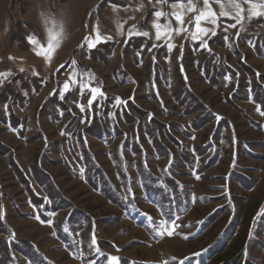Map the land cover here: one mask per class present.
I'll return each instance as SVG.
<instances>
[{
	"label": "rangeland",
	"instance_id": "rangeland-1",
	"mask_svg": "<svg viewBox=\"0 0 264 264\" xmlns=\"http://www.w3.org/2000/svg\"><path fill=\"white\" fill-rule=\"evenodd\" d=\"M102 1L0 0V144L17 150V160L28 173L35 157L47 153L52 161L44 159L43 167L50 174L57 191L75 209L72 220L77 218V214H83L86 217L83 223L87 224L80 236L72 234L67 226H62V231H58L62 224L58 221L65 222L70 213L68 210L57 215L50 212V221L44 223L11 173L6 157L0 154V191L3 193L0 217L9 227L8 230L6 225L5 232L9 238L22 240L26 246L31 243L49 264H84L82 247L95 255L97 263H103L107 256L109 264H200L204 252H212L211 245L218 237L221 224L215 222L208 228H198V234H193L195 231L192 227L200 225L213 208L232 200L230 202L235 205L232 207H241V213L247 218H251L252 213L261 215L264 211V133L248 125L243 115L228 104L226 95L233 87L232 78L226 77L221 89L211 83L216 75L213 70L215 61L211 64V55L218 56L216 59L222 58V67L227 64L239 70L243 63L253 72L264 74V15H251L254 10L264 12V8H254L262 0H221L219 3L210 0L209 7L215 12L217 22L213 24L202 20L200 27L206 29V33L198 32L195 27L196 12L171 7L177 0H168L167 4L158 3L157 0H107L104 5ZM184 3L187 4V0ZM192 3L197 10L204 9L203 0H192ZM155 11L169 14L173 11L183 12L184 23L178 24L171 15L158 19L153 14ZM221 13H227V16ZM154 23L166 26L159 29V39L156 38L158 29L153 27ZM53 24L62 26L64 35L51 61L46 62L42 56L34 54V46L27 37H38L46 47V30ZM232 24L235 27H231ZM97 25L101 37L98 42L94 31ZM177 28L182 30L179 33L171 31ZM144 32L149 35H143ZM85 37H90L94 46L89 47ZM211 41L212 45L209 44ZM106 42L115 44L110 53L100 55L107 62L93 61L89 50ZM148 43H152V49L141 57L140 52ZM155 55L158 58L155 59ZM152 58L166 68L165 71H160V66L153 68V72L148 71V64L152 63L148 61ZM61 65L65 66L60 71ZM178 68L185 81L182 94V87L175 84L179 82L175 78ZM216 80L221 83L223 77ZM66 82L69 88L76 84L80 86V101L76 99L77 103L65 99L74 98L70 95L65 97L68 92V89H64ZM245 83L250 84L248 78ZM38 84L41 88L36 91ZM82 85L85 87L82 88ZM90 88L99 89L95 99L99 94H103V98L110 96L105 106L100 102L93 110L89 104L93 98ZM53 90L58 93L59 101H64L67 111L71 109L73 115L80 116L86 123L94 115L107 122L111 136H114V144L108 143L110 139L107 137L103 140L92 136L86 139L90 151L109 170L125 199L123 183L117 172L118 165L112 156L114 146L123 140L115 134L116 128L131 132V126L123 116L124 106L135 118L146 115L142 120L153 117L160 122L178 124L179 128L174 125L172 133H176L178 140L188 147L189 155H193L194 146L204 143L211 136L216 121L202 124L199 130L195 128L198 113L188 115L184 112L193 103L192 99H187V94H190L205 109L235 126L232 146L228 145L230 142L219 140L220 158L204 176L197 173V169H200L198 160L192 171H188L185 162L178 156L175 158L173 177L187 185L193 198L198 196L201 200V203H193L191 208L186 209L185 214H174L172 219H168L160 205L154 203L152 195L140 202L139 208L132 205L121 211L89 186L86 177L88 168L75 158V154H83L79 139L71 138L70 132L63 139L61 126L65 117L56 106L58 101H50L49 106L57 110V116L62 117L50 119L44 116L45 113L39 114ZM177 92L183 106L176 108L174 94ZM250 104H244L243 110ZM104 108H107L106 112ZM173 109L179 112L178 115L172 114L167 119L166 115ZM251 114L264 122V114L259 109ZM11 116L17 122L27 118L24 121V137L18 136L17 131L10 128ZM165 142L169 143L167 139ZM141 145L155 152L150 140H144ZM253 155H260L261 158ZM127 156L131 161L135 160L133 152H128ZM166 163L167 159L154 157L151 169L161 176ZM231 170L239 174L245 172L248 187L253 179L257 183L248 190L237 187L236 184L241 181L236 182L235 177L232 179L229 176ZM130 172L139 183L136 169L131 167ZM229 177L234 182L229 186L232 192L225 186ZM33 185L38 195H45L44 188L36 183ZM134 190L141 192V184L135 186ZM202 197L220 200L211 203ZM117 215L120 219H117ZM53 224L57 227H53ZM66 235L68 242L65 241ZM72 240H80L82 247L78 246L76 251H72L68 248ZM233 248L228 246L213 260L226 258L234 251ZM113 257L118 260L113 261ZM16 263L30 264L20 256ZM206 264H211V258Z\"/></svg>",
	"mask_w": 264,
	"mask_h": 264
},
{
	"label": "trees",
	"instance_id": "trees-1",
	"mask_svg": "<svg viewBox=\"0 0 264 264\" xmlns=\"http://www.w3.org/2000/svg\"><path fill=\"white\" fill-rule=\"evenodd\" d=\"M106 1L107 0H103L101 4L104 5ZM212 42L213 41H211L209 44ZM114 46V43H101L94 49L90 50L88 54L91 53L90 57L93 61L98 60L106 63L107 60L103 59L100 55L102 53H110ZM150 48L152 49V43L146 44L145 48L140 52L141 57L146 56V52H148ZM217 57L218 56L211 55V64L213 61H215L213 70L216 73L215 77L211 79V83L215 87L221 89V84L225 83V78H232L233 87L229 94L226 95L228 104L231 106V108L243 115V118L246 120L248 125L264 133V122L257 120L256 115L251 114L256 109H259L260 112L264 114V74L253 72L251 68L243 63L240 64L239 70H235L229 67L227 64L222 67L220 65L222 58L220 57V59H216ZM156 58H158V55L155 57V59ZM155 59L152 58L148 61L152 62L151 65L148 64V71L150 72H153V68L157 69V67L160 66V63H157ZM63 68H61L60 71ZM165 69L164 67H159L160 71H165ZM177 70L178 71L176 72L175 78L179 79V82H176L175 84L179 87H182L183 89L185 81L181 72L179 71V68ZM221 76L223 77V81L219 83L216 79ZM247 78L249 79V85L245 83ZM36 87V91L41 88L39 84ZM79 89L80 86L78 84L72 86V88H69L67 90L68 92L65 94V97L70 95L74 96V98L67 97L65 99L74 103H77V100L80 101ZM183 91L184 89L181 90L180 94H182ZM174 96L176 98L175 100L177 101L175 104V106L177 105L176 108L183 106V103L179 102L178 97H180V95L178 92L175 93ZM187 96V99H192L193 103L190 104L192 107L187 106L184 112H186L188 115L198 113L195 126L196 129L199 130L202 124L216 121L215 128L211 136L207 137L204 143L194 146L192 149L194 153L193 155H189L188 147L184 146V143L178 140L175 132L172 133V131L175 129V124L172 121L169 123L160 122L153 117H150L147 120H142L146 115H141V118H135L132 113H129L127 107H123V116L125 118V122L130 124L131 132L128 133L122 128H116L117 131H115V134L118 138H123V140L121 143H117L114 146L112 156L113 160L118 165L117 172L120 179L122 180L121 182L123 183V191L126 194V199L124 198L123 193H120L117 184L113 182L109 170L105 169V167L98 162L95 154L90 151L89 143L86 139L90 136L97 138L98 140H103L105 137H107L110 139L108 143L114 144V136H111V130L108 128L106 121L98 119L97 116L94 115L92 119L86 123V121H83L80 116L73 115L71 113V109L67 111L64 101H59L58 93L55 90H53L52 94L48 96L47 101L41 106L39 114L43 115L45 113L44 116H47L50 119L62 117L57 116V110L49 106L50 101H58L56 106L60 108V110L63 112V117H65V122H63L61 126L63 131V139L66 137V133L69 132L71 138L76 137L79 139L83 154H80L79 156L75 154V158L82 164V166H86L88 168L86 177L89 186L95 191H99L104 199L120 208L121 211H125L132 205L135 208H139L140 202L145 201L152 195L155 199L153 200L154 203L160 205V208L164 212V216L168 219H172L171 216L174 214L178 216L185 214L186 209L188 210L191 208L193 203H201V200L198 196L193 198L191 192L187 188V185L183 181L173 177V167L177 160L175 158L178 156L179 159H182L185 162L186 167H188V171H192L198 160L200 163V169H197V173L204 176L205 173L212 166H214V164L220 158L219 140L230 142L228 145L232 146L233 137L236 131L235 126H233L228 120L218 117L214 112L205 109L203 105L199 104L197 100L191 97L190 94H187ZM107 98H110V96H105L103 98V94H99L98 98L94 99L91 103L93 110L99 106L100 102L104 103L101 105L105 106V101ZM129 102L131 101H128V103ZM248 102H251L250 107L243 110V105ZM131 104L134 105L133 103ZM46 107L50 108L46 110ZM106 110L107 108H104V112H106ZM178 113L179 112H177L176 109H173L169 114L166 115V118H170L172 114L178 115ZM11 114L13 115L14 112ZM25 120H27L26 117L23 118L21 122H17L12 120V116L9 120L10 128L17 131L18 136L24 137ZM155 122H158V125H155ZM6 123L8 122L6 121ZM175 126L177 129L179 128L178 124ZM183 134L187 135L186 132H183ZM146 139L151 141L152 149L155 152L146 150L141 145ZM165 139H167L170 144L165 142ZM72 144L73 142H71V145ZM174 146L177 150L174 148ZM72 151L74 153L73 147ZM128 152H133L135 154L134 161H131L128 158ZM0 154L6 157L11 173L17 180V183L26 192L27 199L33 205L35 213L41 218V220L44 223H48L50 221V212H54L57 215L59 212L63 213L64 210H68L70 213L64 219L65 222L60 219V221H58L59 223H62L58 231H62V226H67L70 230H72V234H78L80 236L87 225L83 223V221L86 220V217L83 214H77V218L72 220L75 216V209L71 207V203L68 202L59 191H57L53 182L51 181L50 174L47 173L43 167L42 162L44 159L52 161L48 154L42 153L41 155L37 156V158L35 157L33 166H30V173L24 170L19 164L17 160V150L0 144ZM157 156L167 159V163L161 171V176L157 175L151 169L152 161L154 157ZM253 157L261 158L260 155H253ZM131 167L136 169L140 177L139 183H136V178L131 176ZM235 171L238 170L235 169ZM235 171L231 170L229 176L232 179L235 177L236 182L241 181L240 183L236 184L237 187L248 190L253 188L255 183H257V180L253 179L250 183V187H248V183L245 181V172L239 174ZM230 177L227 179L225 186L231 187V184L234 183L231 181L232 179L230 180ZM33 183H36L41 188L45 189L44 196L37 194L33 188ZM138 184H141L142 186L141 192L134 190V187ZM230 189L231 190L229 191L232 192V188ZM2 198L3 193L0 191V200ZM202 198L203 200L207 199L205 197ZM207 200H209L211 203H215L220 199L211 198ZM230 201L213 208L210 213L205 215V218L200 225H197L195 228L192 227L193 231H195L193 234H198V228H208L211 226V223L215 222H220L219 224H221L220 228L218 229V237L211 245L212 252L211 250L210 253L204 252L203 257L200 260V264L209 263L210 258L211 264H264V211L261 215H258V213H252V217L247 218L241 213L242 208L232 207L235 205ZM138 212L139 209L137 213ZM118 218L120 219V216L117 215V219ZM0 219V264H17L16 259L18 256H20L22 259H25L26 263L49 264L48 261L43 258V256L34 248L31 243H27L26 246L24 243H22V240H14L13 238H9L5 232L7 224L5 225L6 222L1 217ZM243 225L245 226L242 228ZM53 227L56 228L57 225L53 224ZM65 241L68 242V235H66ZM69 242L68 248H70L72 251H76V248L81 246L80 240H72ZM228 246H231L232 248L234 247V251L230 255H227L226 258L217 257L216 260H213L215 256H218V254L224 251ZM84 248H81V253H85L84 264H109V259L107 256L104 258L103 263H97L95 255L88 253V251ZM36 258L39 260H36ZM118 264L121 263L118 262ZM196 264H198V262Z\"/></svg>",
	"mask_w": 264,
	"mask_h": 264
},
{
	"label": "snow or ice",
	"instance_id": "snow-or-ice-1",
	"mask_svg": "<svg viewBox=\"0 0 264 264\" xmlns=\"http://www.w3.org/2000/svg\"><path fill=\"white\" fill-rule=\"evenodd\" d=\"M157 2L161 3V4H167L168 0H157ZM217 2L219 3V2H221V0H217ZM248 2H251V0H248ZM203 3H204V9H201V10L196 9L195 5H193V3H192V0H187V4L184 3V0H177V3L171 5V7H173V8L179 7L181 9L187 8L188 12H196L197 14L194 17L195 27H196L198 32L206 33L207 30L200 27L201 21L202 20H208L211 23L216 24L217 19H216L215 12L212 11L209 7L210 0H203ZM254 8H264V0H262V2L260 4L254 5ZM153 14L158 19L160 17H167L168 15H171L175 18V20L177 21L178 24L183 25V23H184L183 12L173 11L172 13L169 14V13H165L162 11H155ZM221 15L227 16V13H221ZM251 15L253 17L261 16V15H264V12L254 10V11H252ZM229 18H231V17H229ZM237 22H239V21H237ZM230 26L235 27V24H232ZM153 27L158 29L157 33H156V38L159 39L161 37V32L159 31V29L161 27H166V26H161L157 23H154ZM181 30L182 29H180V28L171 29V31H175L177 33H179ZM94 31L96 33V41L98 42L101 39L100 34H99L98 25L94 26ZM142 34L145 36L149 35L147 32H144ZM63 35H64L63 27L53 24L51 27L47 28V30H46V38H47L46 47L43 44H41L40 39L36 36H29V37H27V39H28L29 43L34 46L33 47L34 54H36L38 56H42L46 62H50L52 56L54 55L55 50L58 49V47L62 43ZM85 42L88 43L89 47L94 46L90 37H85ZM9 59H13V57H9ZM60 67L63 68L64 65H61ZM21 71H23V69H21ZM74 83H75V81H74ZM81 87L83 88L85 86L82 85ZM64 89L65 90L69 89V84L67 82L64 84ZM90 91L93 93V98L89 100V104H91L92 100L95 99V94L99 92V89L98 88H90ZM82 110H83V108H82ZM172 224L174 225V221L172 222ZM94 242L95 241L93 240V243ZM112 259H113V261L118 260L117 257H113Z\"/></svg>",
	"mask_w": 264,
	"mask_h": 264
}]
</instances>
